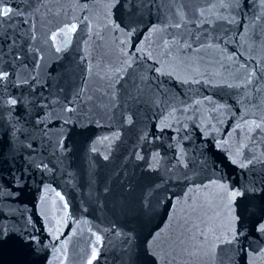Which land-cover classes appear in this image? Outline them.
<instances>
[{"label":"water","instance_id":"1","mask_svg":"<svg viewBox=\"0 0 264 264\" xmlns=\"http://www.w3.org/2000/svg\"><path fill=\"white\" fill-rule=\"evenodd\" d=\"M3 4L0 264H264V0Z\"/></svg>","mask_w":264,"mask_h":264},{"label":"snow or ice","instance_id":"2","mask_svg":"<svg viewBox=\"0 0 264 264\" xmlns=\"http://www.w3.org/2000/svg\"><path fill=\"white\" fill-rule=\"evenodd\" d=\"M12 12H13L12 8L11 7H5L4 4H3V0H0V18L10 17L12 15ZM203 15H204V12L201 11L200 12V16H203ZM175 27L179 28V27H181V25L179 23H177L175 25ZM75 30H76V25L75 24H72L70 27H67L65 34H67L68 32H74ZM62 31H64V29H62ZM52 39H55V35L52 37ZM173 44L179 45L180 42H178L175 39H173ZM166 47L169 48V51L166 54H171L170 46L166 45ZM182 48L183 49H187V50L196 51V52H199V50H200L199 47L193 49L192 44L187 43L186 41H184L182 43ZM59 50L60 49H57V51H59ZM136 51H140V49L137 48ZM7 75H8L7 73L0 71V82H3L6 79ZM249 83H251V80L250 79H249ZM257 91H259V89H257ZM16 103H17V101L15 99H11L9 101V104L10 105H15ZM69 110H71V109H69ZM262 123H264V122H262ZM255 128L256 129H260L261 128V124H256L255 125ZM232 195L235 196V195H238V193H232ZM260 231L261 232H264V225L261 226ZM157 235H159V234H157ZM199 238H201L202 240H205L206 241L208 239V235H207V233H205L203 231H200L199 232ZM99 239L100 238L97 237V241H99ZM217 239H219V237H217ZM222 242L231 243L232 241L229 240V241H222ZM213 251H214V248H213ZM92 258L93 259L96 258V251H95V249L93 250ZM88 264H92V261L90 260L88 262Z\"/></svg>","mask_w":264,"mask_h":264}]
</instances>
